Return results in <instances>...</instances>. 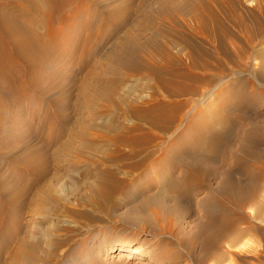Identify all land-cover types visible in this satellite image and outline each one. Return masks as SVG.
I'll use <instances>...</instances> for the list:
<instances>
[{
  "label": "bare ground",
  "instance_id": "bare-ground-1",
  "mask_svg": "<svg viewBox=\"0 0 264 264\" xmlns=\"http://www.w3.org/2000/svg\"><path fill=\"white\" fill-rule=\"evenodd\" d=\"M109 1L0 0V110L39 106L36 96L45 98L42 82H50L54 71L62 70V84L55 89L49 83L46 89L65 97L55 115L64 131L53 136L58 141L46 137L52 119L48 108L42 116L33 112L41 116L35 129L42 145L28 149L25 144L27 158L17 156L22 172L15 193L2 187L0 264H66L63 247L74 242L54 239L56 232L45 241L49 228L43 225L59 201V172L73 168L76 156L88 159L86 176L95 179L81 199L102 212L116 208L120 195L126 199L144 185L164 184L156 195L141 193L140 204L125 215L135 227L168 236L158 244L164 252L149 243L147 252L129 240L108 247L112 253L152 258L156 264H225L228 254L239 256L235 249L250 247L257 264H264V227H241L251 205L249 220L264 223V149H259L264 145L259 92L264 87V0H167L159 5L165 22L149 37L120 28V15L134 0ZM86 24L90 28L82 31ZM101 24H112L114 31L102 36ZM112 40L101 78L98 55ZM71 55L76 67L59 69ZM72 74L77 75L70 80ZM73 108L88 117L62 121ZM68 135L73 141H65ZM193 146L198 149L192 151ZM202 194L196 204L204 219L190 235L173 220L182 216L188 199ZM64 212L85 216L70 208ZM248 236L257 240L245 241Z\"/></svg>",
  "mask_w": 264,
  "mask_h": 264
},
{
  "label": "rangeland",
  "instance_id": "rangeland-1",
  "mask_svg": "<svg viewBox=\"0 0 264 264\" xmlns=\"http://www.w3.org/2000/svg\"><path fill=\"white\" fill-rule=\"evenodd\" d=\"M100 1H105V0H99V2ZM135 1H136V3H135ZM166 1L167 0H134V2H133L134 4L132 3L133 4V5L131 4L132 7L129 8L130 10L127 9L124 13L122 12V14L120 15L121 17H123V20L125 21V22L123 21V24L120 26V28L124 29V30L127 29L132 34L140 32V33H143L144 36L149 37L151 35L152 31H154L156 28L158 29V27H160L159 25H161L162 23L164 24V22H165V20L162 17L161 7L159 5L166 3ZM109 2H112V0H110ZM246 4L245 5L250 7V8L253 7V2L247 1ZM69 10L70 9H68V11ZM118 14L116 16H118ZM141 15H143V16H141ZM89 16L94 18L96 16V13L90 11ZM105 17L106 16L104 15V17H102V18H105ZM125 24H127V25H125ZM87 25H89V24H86L85 27ZM125 26L127 28H125ZM85 27L82 28V31H88V29L90 28V25L87 26L86 28ZM107 29L110 32H112V30L114 31V26H112V24L109 26L107 24H101L100 31H101L102 36L105 34ZM113 41L114 40H112L111 42H108L107 44H104V46L101 48L103 50H100L101 52L98 55V58L100 59V60H98V62H99L98 73L100 74V72H101V74H100L101 78L103 77L102 75H105L107 73L106 70L108 67V65H107L108 60L106 59L107 58L106 55L108 54L109 50H111V47L113 46ZM100 56H102V57H100ZM102 60H104L105 62ZM101 64H103V65H101ZM69 65L76 67L77 62H76V59L74 58V55H71L69 59H64L63 61H61L59 63L58 68L60 67L59 69H61L62 66L63 67L64 66L69 67ZM66 69L67 68H65V70ZM58 75H60L61 77H59ZM76 75L72 74L70 76V78H71L70 80H72ZM62 76H63L62 70H61L60 74L54 71L50 75L52 81L50 80V82H48L46 79L42 82L43 84L41 83L42 86L44 87L43 88L41 86L42 89L45 90L47 93L46 92L44 93V94H46L44 99L39 97V95H37L38 97L36 96L39 104L41 103L39 106H36V107L31 106L32 108L31 107L29 108L30 105L28 106V104H25L19 108V109H21L24 107L25 109L23 108L20 111L18 108L16 110H14L15 109L14 108L13 109L14 111L7 110V109H1L0 110V128H5L4 130L8 129L6 132H2V134L0 135V142H2V143H0V187H1L0 188V197H1V195L2 196L6 195V192L3 191L4 188H8L10 191H13V192H11V195H13L15 193V185L17 183L15 180L18 177L17 174H19L20 171L22 172V170H21L22 166L19 165L20 162L18 163V165L20 167L17 166V163H16L17 156H20L22 153H24V150L26 148L34 149L36 147H39V145H42V140L40 139V137L38 135L39 131L37 129H35V126L40 123V117L43 115L42 113H44V109L48 108L47 111L46 110L45 111L49 112V113L51 112L50 115L52 114V119L50 120V123H51L50 127H47L48 136H46V137L47 138L52 137L54 141H56V142L58 141V139H55L53 136H56L57 134L61 133L63 131V128H61L62 126L58 125V122H57L58 120H57L55 115L57 114L59 107H64L62 105L65 103V99H63L65 97L61 93H59V91L56 92V90H54V91L50 90V92H49L48 89L51 86L50 84H52V87L55 89L57 87H59V85L62 84V79H61ZM46 87H48V89H46ZM259 92L263 94L262 96H264V87L260 88ZM220 94H222V93H220ZM51 102H53V103H51ZM49 103H51V105H49ZM218 103L219 102H217L216 104H214V106H212V108L214 107V110H217L218 107L220 106V104H218ZM50 108H51V110L48 111ZM17 110H18V113H17ZM22 110H24V111H22ZM31 110H33V111H31ZM15 112H16V115H15ZM33 112L34 113L36 112L38 114L41 113L40 114L41 116L36 115V117H35ZM261 112H263V113H261ZM260 114L262 115V118L264 119V105L260 109ZM88 115H89V113L86 111L81 112V111H77L76 108H73V109L65 112V116L63 113V115H61L62 116L61 118H62V121H66L70 118L75 119V118L80 117V116L87 118ZM12 117H13V120H12ZM65 118H66V120H65ZM206 120H207V118H204L203 121L205 122ZM30 123L33 124L32 128L34 127L33 129L37 130V132L34 131L31 127H29ZM53 132H54V134H53ZM65 134H66V132H65ZM65 134L63 133L64 137H65ZM30 136H33V137H30ZM72 138H73L72 135H68L65 138V141L71 142V141H73ZM197 140H198L197 142H199V139H197ZM23 142H25V143H23ZM56 142H54V144H56ZM25 144H26V146H25ZM32 144H34V145H32ZM76 145H77V143H76ZM101 146H104V144H102ZM234 146H235V148H234ZM232 147L235 151L237 150L236 149L237 146H236L235 142L232 143ZM194 148L198 149L196 146H193L191 148V150L192 151L195 150ZM262 148L264 149V145L259 147L260 150H263ZM51 149H53V147H51ZM24 154H25L24 157L26 155L28 156L29 152H25ZM27 156H26V158H27ZM76 158H78L79 160H77L73 157V160H72V161H74L72 163V165H74L73 168L70 165H68L67 167L66 166L64 167V169H63L64 171L61 170L59 172V174H60V187L58 188L59 190L56 193V195L59 198V201H57L55 203V205H53L50 208V211L52 210L51 212H53V213H51L49 220L47 222L45 221L46 225L45 224L43 225L44 228H47V227L49 228V229L47 228L48 229L47 233L49 236H46L44 238V240L47 238V241H49V238L53 235L52 233H54V235H56V233H57V235H58L56 237L54 236L53 237L54 239H58L59 237L62 240L66 239L67 237L71 238V242L73 241L74 243L73 244L71 243L70 247L67 246V247H63L64 249L62 248L63 250L67 251L66 255H65L66 256V264H67V260L70 262L73 261V262H71L72 264H95V263L96 264H156V261L153 260L152 258H137V257L134 258L132 256L130 258H127L125 256L122 257L118 253H112V251H110L109 248H111L112 246H116L118 244H121L122 242H125V241L134 240V241H136L135 245L137 247L138 246L141 247L142 245L149 243L148 245L154 246L155 248L157 246L156 249H159V250H157L158 252L162 250L161 252H159V254L164 252L163 249H160L161 247L158 244L160 242H163L165 240V238H169L168 236L160 237L157 234H155L154 232L151 233L149 228H146V229L144 228L145 230H142L139 227H135V226L131 225L127 219L125 220V215L127 214V212L130 209L129 207H135V206H138L140 204L141 193H143V192L148 193L147 194L148 196L156 195V194H158L160 189L163 188L164 184L160 183V184L155 185L154 180L151 179V180H153L152 182L154 183V184H152V187L144 185V188H142L143 190L140 189L137 193H131L130 195H128V198H126V199H124L120 195L119 200H118V206H116V208L111 207V210H109V212H102L99 209H97L95 206L89 204V202H86L83 199H81V197H83V195L89 194L87 184L93 183L95 179H94V177L91 178V177L86 176L87 175L86 169L88 170L89 167H91V166H89L90 163L88 162V159L85 157L80 158L77 156H76ZM80 160H81V162H80ZM13 163H15V164H13ZM77 164H79L78 167L80 169L77 166H75ZM75 167H76V169H74ZM85 172H86V174H85ZM234 176L236 179H242V177H241L240 173H238V171H235ZM7 181H8V183H7ZM152 182H150V183H152ZM6 184H7V186H6ZM212 185H213L212 188H215L217 186V182H213ZM2 187H4V188H2ZM204 196H205V194H202L197 199H194V198L188 199L187 201H189V202L186 201V203L183 204L184 209H183L182 216L178 217V219L174 218L176 220H173L177 227L178 226L184 227L186 229V231L189 232L190 235H192V233L194 234L197 231V228H196L197 224L199 223V221H203V219H204L202 209L199 206H197V204H196L197 203L196 201L199 200L200 198L204 197ZM69 208L71 210L81 211V213H84L85 216H80V217L77 216L76 217V216H72L73 214L70 212L69 213L64 212V209H69ZM184 210H185V212H184ZM245 214H246V216H244V217H246V221H242V223H243V224H241L242 228H244V227L255 228V226L257 227V225L258 226L261 225L262 227H264V223H261L259 220L258 221L254 220V219L249 220V218L247 217V215H250V214L253 217V215H254L253 205H251V207L249 206L248 209H246ZM123 216H124V218H123ZM25 217H26V219H29V216L26 215ZM6 222H7V220H5V223ZM43 226H41V227L43 228ZM1 228H3V226ZM7 228H9V227L7 226ZM55 228H57V229H55ZM5 230H6V228L2 229V234L4 233ZM147 230H149V232ZM49 231H50V233H49ZM61 231L63 233L64 232H66V233L62 234ZM138 231H140V232H138ZM58 233H60V234H58ZM71 235H73V236H71ZM154 236H155V238H154ZM0 237L2 238V235ZM101 237L103 240H101ZM152 239H153V241H152ZM149 240H150V242H149ZM255 240H257V238L255 236L254 237L248 236L245 239V241H250V242L251 241L255 242ZM157 241H159V242H157ZM156 242H157V244H156ZM148 245L143 246L144 250L147 252L150 250L147 248ZM72 246H74V247H72ZM62 249H61V251H62ZM252 249L253 248H250V247L246 248L245 250L235 249V251H237L239 253V256H233V255L228 254V258H227V261L225 264H257L258 262L256 260H254L255 259L253 257L254 252L252 251ZM99 250H101V251L99 252ZM61 251H59L60 254H61ZM180 252L182 255H184V259L188 260L185 253L182 250ZM77 254H78V256H77ZM78 260H79V262H78ZM183 264H187L186 261L183 260ZM209 264H215V261L212 260L209 262Z\"/></svg>",
  "mask_w": 264,
  "mask_h": 264
}]
</instances>
